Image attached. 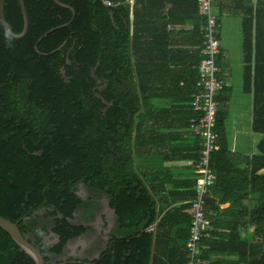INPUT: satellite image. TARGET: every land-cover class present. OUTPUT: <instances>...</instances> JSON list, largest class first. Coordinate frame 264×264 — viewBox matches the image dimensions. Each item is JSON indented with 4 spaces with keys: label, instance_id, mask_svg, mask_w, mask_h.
Masks as SVG:
<instances>
[{
    "label": "trees",
    "instance_id": "obj_1",
    "mask_svg": "<svg viewBox=\"0 0 264 264\" xmlns=\"http://www.w3.org/2000/svg\"><path fill=\"white\" fill-rule=\"evenodd\" d=\"M61 1L74 10L54 0H25L29 30L23 38L13 37L0 16V216L18 224L48 264H159L160 231L171 227V216L184 209L181 214L189 227L182 238L187 242L191 205L172 207L157 221V201L136 166L137 121L151 92L144 86L143 15L127 0ZM214 1L212 12L220 21ZM195 6L200 43L192 59L198 75L203 16L198 0ZM5 15L9 27L22 33L21 0H7ZM244 23L245 91L253 96L252 129L263 138L258 154L246 157L239 169L228 146L233 87L226 85L218 96V141L212 159L217 179L205 196V208L210 219L214 187L238 182L246 186L244 209L249 217L242 230L252 236L235 252L242 263L264 264V0ZM219 37L222 40L221 32ZM193 115L192 110L189 121ZM198 141L194 163L201 150ZM78 183L108 197L124 235L112 234L93 261L74 257L53 263L40 240L29 234L38 229L36 216L42 210L52 219L57 243L49 250L58 257L71 240L86 234L87 225L73 222L76 211L89 205L77 194ZM195 188L196 181L190 198ZM29 219L33 222L27 223ZM211 230V225L204 227L202 244ZM187 254L186 244L180 264L187 262ZM205 257L203 250L197 259L203 264ZM0 264H36L2 228Z\"/></svg>",
    "mask_w": 264,
    "mask_h": 264
},
{
    "label": "crops",
    "instance_id": "obj_2",
    "mask_svg": "<svg viewBox=\"0 0 264 264\" xmlns=\"http://www.w3.org/2000/svg\"><path fill=\"white\" fill-rule=\"evenodd\" d=\"M130 7L143 15L144 86L148 102L138 118L135 132V161L141 175L157 201V221L169 215L172 207L188 205L196 181L198 137L189 130L191 102L196 92L197 71L192 53L200 43L196 28L199 18L195 0H127ZM262 0H215L214 8L222 22V54L220 74L233 87L226 120L228 146L236 155L234 164L242 169L246 157L258 154L263 134L252 129L253 96L245 91V16L256 11ZM133 17V15H132ZM175 51L171 53L170 51ZM232 170V169H231ZM235 170V169H233ZM209 194L212 230L203 242V264H245L235 252L237 245L251 238L243 229L248 220L243 195L246 186L222 183ZM171 217V227L162 236L159 264H180L186 250L189 223L183 221L184 209ZM95 235L85 241L81 259H98L118 228L116 210L106 195H97L95 203ZM179 211V210H178ZM237 223V225H233ZM236 226V227H235ZM239 228V229H238ZM89 229L87 233L90 232ZM85 235V234H84ZM83 235V236H84ZM262 248L260 247V251Z\"/></svg>",
    "mask_w": 264,
    "mask_h": 264
},
{
    "label": "built area",
    "instance_id": "obj_3",
    "mask_svg": "<svg viewBox=\"0 0 264 264\" xmlns=\"http://www.w3.org/2000/svg\"><path fill=\"white\" fill-rule=\"evenodd\" d=\"M212 0H198L199 13L203 16L200 25L202 35V60L198 68L197 93L191 102L194 115L189 121V130L201 140L199 160L196 163V188L190 199L191 226L187 239V262L185 264H201L197 257L203 252V229L210 223L205 208V196L210 186L215 183L217 175L213 167V155L216 150L218 136L216 125L220 102L218 96L227 85L219 76L217 63L221 54L222 40L219 37L222 22L212 12ZM154 229V226H151Z\"/></svg>",
    "mask_w": 264,
    "mask_h": 264
},
{
    "label": "rangeland",
    "instance_id": "obj_4",
    "mask_svg": "<svg viewBox=\"0 0 264 264\" xmlns=\"http://www.w3.org/2000/svg\"><path fill=\"white\" fill-rule=\"evenodd\" d=\"M76 187L77 194L82 198V200L89 201V205L76 211L73 222L74 224L84 223L91 229L90 232L79 239L71 240L66 246L65 251L59 257L49 250L57 243V237L52 232V219L46 216L47 210H42L37 214L36 222L38 224V229L29 234L30 238H38L40 240L41 246L47 251L46 254L51 256L53 263H56L58 260L65 261L68 259H74V257L84 256L85 253L80 251V247L85 244V241L83 240H88L90 235H95L96 194L87 189L82 183H78ZM29 222L32 223L33 220H27V223Z\"/></svg>",
    "mask_w": 264,
    "mask_h": 264
},
{
    "label": "water",
    "instance_id": "obj_5",
    "mask_svg": "<svg viewBox=\"0 0 264 264\" xmlns=\"http://www.w3.org/2000/svg\"><path fill=\"white\" fill-rule=\"evenodd\" d=\"M6 1L7 0H1L0 2V16H1L2 22L13 37L23 38L28 33V30H29V17H28L27 8L25 5L26 2L25 0H21L23 11H24V29L22 33L17 34L9 27V24L7 22L6 15H5ZM54 1L61 6L69 7L74 10V8L71 7V5L62 2L61 0H54ZM0 228L5 230L13 238V240L21 247V249L25 253H27L33 261H35L36 264H48V262L45 260L44 253H42V251L38 247L30 243L28 239L23 236V234L19 230L18 224L13 223L9 221L8 219H5L4 217L0 216Z\"/></svg>",
    "mask_w": 264,
    "mask_h": 264
}]
</instances>
